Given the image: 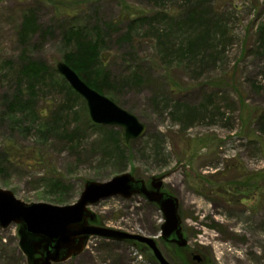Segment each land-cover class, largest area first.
<instances>
[{
	"label": "rangeland",
	"instance_id": "rangeland-1",
	"mask_svg": "<svg viewBox=\"0 0 264 264\" xmlns=\"http://www.w3.org/2000/svg\"><path fill=\"white\" fill-rule=\"evenodd\" d=\"M29 9L39 34L21 42ZM133 19L140 22L127 42ZM84 26L89 33L98 28L102 40L100 61L112 88L103 95L146 127L137 140L125 143L121 128L92 123L84 99L56 70L74 49L63 33ZM194 39V52L179 51ZM27 61L45 68L33 93L22 76ZM18 97L33 98L41 119L79 130L75 145L58 135L37 137L29 118L9 110ZM262 114L264 0H0V189L24 203L71 205L86 182L123 173L146 186L159 179L179 201L188 241L176 249L157 239L166 257L183 263L192 250L211 264H264ZM32 155L43 163L32 165ZM56 180L63 189L52 187ZM89 210L99 226L130 234L156 238L163 224L158 207L138 195ZM18 232L15 225L0 228V264H29ZM61 264L156 263L142 247L91 238Z\"/></svg>",
	"mask_w": 264,
	"mask_h": 264
},
{
	"label": "water",
	"instance_id": "water-1",
	"mask_svg": "<svg viewBox=\"0 0 264 264\" xmlns=\"http://www.w3.org/2000/svg\"><path fill=\"white\" fill-rule=\"evenodd\" d=\"M56 70L69 87L84 99L92 123L121 128L125 143L145 134V125L134 115L90 88L67 64L58 62ZM162 188L159 179H152L146 186L143 180L123 173L107 182H86L78 200L66 206L27 204L16 199L11 191L0 189V228L19 226V247L29 264L64 263L80 255L89 238L143 243L151 250L158 264H170L163 257L155 238L99 226L96 216L89 210L108 198L128 200L133 196H142L162 213L159 238L178 248H186L188 241L182 233L179 201Z\"/></svg>",
	"mask_w": 264,
	"mask_h": 264
},
{
	"label": "trees",
	"instance_id": "trees-1",
	"mask_svg": "<svg viewBox=\"0 0 264 264\" xmlns=\"http://www.w3.org/2000/svg\"><path fill=\"white\" fill-rule=\"evenodd\" d=\"M35 17V12L32 9L24 12L18 31V39L21 42H26L35 34H39V28L36 24ZM138 20L133 19L130 22L128 21L129 24L126 26L127 30L125 32V35H123L124 37H126V40L124 41L128 42L131 39L133 27L137 22H140V20ZM142 21L143 20L141 19V22ZM112 27L113 25L110 24L104 26L105 31H110ZM89 31L90 30L84 26L69 28L63 33V38L65 39V41L68 44L73 45L74 48L68 54H65L63 56V62L67 64L72 70H74L76 74L90 88L103 95L105 92L109 93L112 88L109 86L106 71L102 66V62L100 61V44L102 40L99 38L97 32H93L98 31V28L93 31L91 30L92 32L90 33ZM195 39L188 40L186 44L187 47L184 50L179 49V51L189 54L194 52V50L199 47ZM22 69V76H24V78L27 80L28 88L30 89V92L33 93L35 85L44 80L45 74L43 75V73H45V68L40 63L27 61L26 66ZM32 100L33 98H30L21 102V98L18 97L14 100V104L9 107V110L13 111V109L16 108L18 110V113H22L24 116L29 118V120H31L30 122L32 126L37 127V137H40L41 140L47 141V137H50L51 135H58L59 138L65 140L66 142H70L71 145L73 144V141H78L80 137L79 130H74L71 132L67 131L66 129H64L65 127H67V124L64 121L61 123L62 127L60 128V125L57 123L58 118L51 119L44 117L43 119H41V115H39L38 111L33 108V103L31 102ZM16 113L17 112H13L12 116L10 117H15ZM262 116H264V114H262ZM12 121L15 125H20L22 122L21 119H12ZM57 131L59 132L57 133ZM258 143L260 144L261 151L263 150L264 153V147L262 143ZM74 145L75 144H73V146ZM7 153L9 154V151ZM15 155L20 157V154ZM10 156L13 158V153H10ZM28 159L32 161V165H39L40 163H43L38 155H32ZM60 183V180H56L55 182H53L52 187L57 190H61L63 189V186Z\"/></svg>",
	"mask_w": 264,
	"mask_h": 264
},
{
	"label": "flooded vegetation",
	"instance_id": "flooded-vegetation-1",
	"mask_svg": "<svg viewBox=\"0 0 264 264\" xmlns=\"http://www.w3.org/2000/svg\"><path fill=\"white\" fill-rule=\"evenodd\" d=\"M152 204V203H150ZM155 205V204H153ZM91 238L88 239L87 242H89ZM156 239V243H157V239L161 240L158 237L155 238ZM162 241V240H161ZM111 242H114V241H111ZM119 243H127V244H132L134 246H138V247H142L143 249L147 250L150 252V257L153 261H155L156 264H158L156 258L154 257V255L152 254L151 250L147 247V245L143 244V243H138V242H132V241H128V242H119ZM163 245L165 246V248L168 246H172L173 248H176V249H185V248H178L172 244H168L164 241H162ZM158 246V245H157ZM160 249V248H159ZM161 251V250H160ZM162 253V251H161ZM163 257L166 259V261H168L170 264H211V262L208 260V257L204 254H200L199 252L197 251H192V250H189L185 256L186 260L184 261L183 260V263L182 262H178L177 258H172V257H167L164 255V253H162ZM195 257H198L199 259H196Z\"/></svg>",
	"mask_w": 264,
	"mask_h": 264
}]
</instances>
